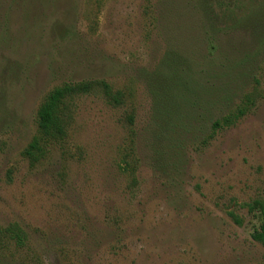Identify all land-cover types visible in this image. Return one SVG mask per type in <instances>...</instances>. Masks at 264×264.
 <instances>
[{"label": "rangeland", "instance_id": "374dc122", "mask_svg": "<svg viewBox=\"0 0 264 264\" xmlns=\"http://www.w3.org/2000/svg\"><path fill=\"white\" fill-rule=\"evenodd\" d=\"M263 16L264 0H0V264H264L245 205L264 203ZM95 78L121 103L74 95L32 161L46 93Z\"/></svg>", "mask_w": 264, "mask_h": 264}, {"label": "trees", "instance_id": "16d2710c", "mask_svg": "<svg viewBox=\"0 0 264 264\" xmlns=\"http://www.w3.org/2000/svg\"><path fill=\"white\" fill-rule=\"evenodd\" d=\"M262 20L264 21V16ZM255 36L264 44V27ZM97 90L113 104L121 103V92L113 90L107 80L101 78L82 79L76 82L63 81L62 84L56 85L49 90L36 112L38 135L28 144L24 153L32 161H36L41 153L40 142L47 139H56L64 135L65 127L70 118V115H67V100L74 97V95L88 94ZM241 113L242 111L240 110L239 114ZM222 122L223 125H228L232 122V119L225 116ZM220 125L221 122L219 120H215L212 123L213 128H217ZM245 205L248 212L256 217L258 221L257 226H254L251 232V236L254 240L264 244V203L260 199H254Z\"/></svg>", "mask_w": 264, "mask_h": 264}]
</instances>
